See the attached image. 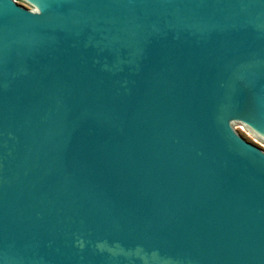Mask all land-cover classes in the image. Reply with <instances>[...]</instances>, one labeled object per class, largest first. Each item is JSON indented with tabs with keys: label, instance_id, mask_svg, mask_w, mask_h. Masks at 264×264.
<instances>
[{
	"label": "water",
	"instance_id": "95a60500",
	"mask_svg": "<svg viewBox=\"0 0 264 264\" xmlns=\"http://www.w3.org/2000/svg\"><path fill=\"white\" fill-rule=\"evenodd\" d=\"M264 0H0V264H264Z\"/></svg>",
	"mask_w": 264,
	"mask_h": 264
},
{
	"label": "rangeland",
	"instance_id": "374dc122",
	"mask_svg": "<svg viewBox=\"0 0 264 264\" xmlns=\"http://www.w3.org/2000/svg\"><path fill=\"white\" fill-rule=\"evenodd\" d=\"M236 129L251 143L257 145L264 150V141L254 136L252 133L245 130L243 127H236Z\"/></svg>",
	"mask_w": 264,
	"mask_h": 264
}]
</instances>
